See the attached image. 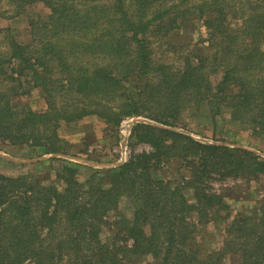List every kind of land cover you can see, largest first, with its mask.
<instances>
[{"label": "trees", "instance_id": "trees-1", "mask_svg": "<svg viewBox=\"0 0 264 264\" xmlns=\"http://www.w3.org/2000/svg\"><path fill=\"white\" fill-rule=\"evenodd\" d=\"M232 1L0 0V12L4 3L16 13L38 3L48 9L29 22L33 44L12 38L0 49V140L64 154L63 124L94 115L118 136L129 117L178 126L183 113L203 107L211 119L226 112L264 138V0H247L235 29ZM194 14L204 19L208 50L179 65L157 60L154 45ZM32 89L43 94L45 110L23 101ZM129 143L150 149L115 168H89L84 181L81 166L62 159L55 174L61 188L33 173H0V264H127L145 255L152 264H227L231 255L229 264H264V198L255 214L230 220L217 249L203 253L194 238L199 223L229 214L212 178H257L264 157L146 123L133 126ZM169 162L185 168L183 185L159 175ZM184 187L193 189V201ZM124 197L131 216L107 221ZM111 223L117 230L104 241Z\"/></svg>", "mask_w": 264, "mask_h": 264}, {"label": "rangeland", "instance_id": "rangeland-1", "mask_svg": "<svg viewBox=\"0 0 264 264\" xmlns=\"http://www.w3.org/2000/svg\"><path fill=\"white\" fill-rule=\"evenodd\" d=\"M246 1H232L234 5V8H230L232 29L241 24L243 13L246 14L248 11ZM1 6V53L6 52L9 41L12 38L22 44H33L29 22L32 16H35L36 11L41 9L48 10L46 6L38 3L21 13H16V10L10 8L6 3ZM164 39L162 42L154 45L155 58L159 61L166 60L168 63L176 65L181 64L187 56L190 59H195V55L205 53L209 47L208 30L200 14L188 16L187 19H180L175 29L170 31ZM27 73H30V71H27ZM213 78L216 79V76H213ZM142 83L141 79L138 80L139 85ZM126 85L129 86L128 88L133 89L135 81L131 79ZM23 101H27L37 111H43L47 108L44 96L39 89H32L29 94L24 95ZM222 114L221 116H217L216 119H211L210 116L212 114L206 107H203L202 110L191 109L189 112L183 113L179 125L175 127L181 133L190 135L200 142L231 148H246L264 157V138L255 137L247 124L241 125L236 121H231L228 113L223 112ZM135 117L138 116L129 117L122 121L117 132L118 136L94 115H90L71 125L63 124L59 129V134L67 140L68 153L64 154L72 156L73 159L72 157H48L51 153L32 152L26 146L17 148L9 142L0 140V173L15 177L25 173H33L45 184H59L55 181V174L58 166L62 164V159H64L81 166L78 177L84 181L90 174L89 168L100 170L115 168L107 165L119 162L120 160L125 163L129 159L130 153L150 149L146 144L131 146L130 143H128L124 151L122 149V141L125 135V131H123L125 130L124 125ZM140 117L150 119L145 116ZM132 128L133 126L131 127L130 135ZM43 157L47 158L43 159ZM77 158L84 160V162L79 161ZM124 158L126 160H123ZM92 162H95V165H99L95 166L91 164ZM179 165L178 162L163 164L159 170V175L171 181L180 182L183 185L187 179L185 177L186 170ZM59 185L61 188L62 185ZM209 185L216 193L222 195L229 206V214L228 216L221 214L222 216L219 218L197 225L194 238L203 253L217 249L223 244L225 229L230 220L239 214L251 215L258 212L264 198V174H261L257 178L233 176L222 178L220 175H217L215 178H212ZM183 191L190 201L194 200V192L191 187H184ZM131 212V202L129 198L124 197L120 201L118 211H112L107 215V221H114L120 213L131 216ZM191 217L195 222L198 219L196 213H193ZM116 230L117 228L113 223L104 226L101 233L102 239L108 242L111 241ZM118 241L122 242V240ZM232 260H234L233 255L226 258V263L229 264ZM152 263L151 256L145 255L134 256L127 264Z\"/></svg>", "mask_w": 264, "mask_h": 264}, {"label": "water", "instance_id": "water-1", "mask_svg": "<svg viewBox=\"0 0 264 264\" xmlns=\"http://www.w3.org/2000/svg\"><path fill=\"white\" fill-rule=\"evenodd\" d=\"M137 122L150 124V125H153V126L164 128V129H170V130H174V131H179L175 126L165 125V124L156 122V121H154L152 119H146V118H144V117L142 118L140 116L132 118L131 121H128L124 125V129L125 130H123V131H125V133H124L125 135H124V140L122 141V149H123V151L125 150V148L127 147L128 143H129V135H130L129 133H130L131 127L134 126V124L137 123ZM121 131H122V128H121ZM248 150H250V149H248ZM48 157H55V158L56 157H66L67 158V157H72V156L67 155V154H63V153H51V154H49ZM45 158H47V157H43V159H45ZM72 159H73V157H72ZM77 159H79V161H81V162H84V160H82L80 158H77ZM22 161H26V160H22ZM94 163L95 162H92L91 164L95 165L96 163L95 164ZM123 163L124 162L122 160H120L119 162H114V163H111L110 165H107V166L116 167V166L122 165ZM97 165H99V164H97ZM97 165H95V166H97Z\"/></svg>", "mask_w": 264, "mask_h": 264}, {"label": "built area", "instance_id": "built-area-1", "mask_svg": "<svg viewBox=\"0 0 264 264\" xmlns=\"http://www.w3.org/2000/svg\"><path fill=\"white\" fill-rule=\"evenodd\" d=\"M123 160H126V158H124Z\"/></svg>", "mask_w": 264, "mask_h": 264}]
</instances>
